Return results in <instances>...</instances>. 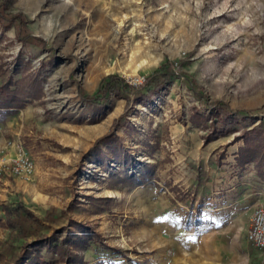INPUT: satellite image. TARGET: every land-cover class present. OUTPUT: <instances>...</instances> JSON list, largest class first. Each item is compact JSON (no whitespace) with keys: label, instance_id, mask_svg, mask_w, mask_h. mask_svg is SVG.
Here are the masks:
<instances>
[{"label":"rangeland","instance_id":"obj_1","mask_svg":"<svg viewBox=\"0 0 264 264\" xmlns=\"http://www.w3.org/2000/svg\"><path fill=\"white\" fill-rule=\"evenodd\" d=\"M1 15L0 86L10 76L25 96L0 122V264L40 233L90 235L69 244L83 264L264 258L246 238L264 166L236 162L245 130L264 140V0H5ZM167 61L149 97L86 98L107 76L139 85ZM216 100L236 121L209 139ZM18 203L35 234L7 225ZM24 264L66 262L43 247Z\"/></svg>","mask_w":264,"mask_h":264},{"label":"trees","instance_id":"obj_2","mask_svg":"<svg viewBox=\"0 0 264 264\" xmlns=\"http://www.w3.org/2000/svg\"><path fill=\"white\" fill-rule=\"evenodd\" d=\"M4 1L5 0H1L0 9H3ZM0 22L3 25H7L6 19H4L2 15ZM174 66V63L170 61L163 63L139 85L127 83L114 75L107 76L102 79L99 91L93 96H86V98L90 103L99 107L104 104L110 90H115L122 97L129 100L130 96L125 90H127V88L131 89L136 87L138 91L134 94L133 99L138 101L143 97H149L153 93L159 91L172 75ZM20 83L21 82L14 81L12 77L8 76L7 81L0 86V122L4 121L5 117L14 110L24 106L25 89ZM11 86L14 87L12 88ZM207 106L210 110L209 116L212 122V133L209 135V139L214 137L216 133L223 134L233 130L234 122L236 121L233 115L235 112L234 110L219 100L213 101ZM203 119L206 120L207 117H203ZM257 135L258 134H252L251 131L245 130L240 136L243 138L245 145L239 149L237 154L236 162L239 166L243 167L245 164L255 161L260 162V164L264 166V140H258ZM255 138H257V141H253ZM142 175H145V173H142ZM262 176L264 177V173ZM126 178L132 179V176H126ZM4 210L7 225L15 229L19 234L18 236H26L27 234L32 235L37 232V221L25 205L18 203L13 206H5ZM36 236L40 238H37L30 244L26 243L22 245L20 252L16 255L14 263L12 264H24L29 261L32 256L38 255V253L40 254L41 248L43 247H46L47 250H53L59 253L61 258H64L66 264H83L82 259L69 250V244H80L82 241L84 242L87 237L89 239L90 235L84 234L80 236L77 241H73V239L68 236L63 238L62 234L57 233L49 236L40 233ZM96 264H104V262L99 261ZM256 264H264V258Z\"/></svg>","mask_w":264,"mask_h":264},{"label":"built area","instance_id":"obj_3","mask_svg":"<svg viewBox=\"0 0 264 264\" xmlns=\"http://www.w3.org/2000/svg\"><path fill=\"white\" fill-rule=\"evenodd\" d=\"M17 165L26 172H30L32 169L30 161L23 156L20 157ZM246 238L264 254V206H257L252 212L249 226L246 230Z\"/></svg>","mask_w":264,"mask_h":264},{"label":"crops","instance_id":"obj_4","mask_svg":"<svg viewBox=\"0 0 264 264\" xmlns=\"http://www.w3.org/2000/svg\"><path fill=\"white\" fill-rule=\"evenodd\" d=\"M210 221V220H208ZM199 223L203 224L204 222H206V220L203 218L202 220L198 221ZM216 223V221H214Z\"/></svg>","mask_w":264,"mask_h":264}]
</instances>
